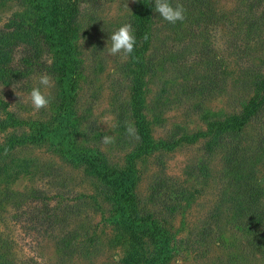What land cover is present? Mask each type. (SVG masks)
Instances as JSON below:
<instances>
[{
  "label": "trees",
  "instance_id": "1",
  "mask_svg": "<svg viewBox=\"0 0 264 264\" xmlns=\"http://www.w3.org/2000/svg\"><path fill=\"white\" fill-rule=\"evenodd\" d=\"M22 1L23 12L11 17L0 28V82L10 85L20 78L46 70L54 78L56 89L50 104L49 120L24 122L10 116L11 125L9 120L0 124L4 129L9 126L14 130L22 128V134H12L7 145L0 148V155L5 153V158L6 150L23 144L48 143L68 163L84 168L85 174L98 183L100 201L109 207L113 222L122 228L129 246L124 264H171L178 249V239L168 226L171 225L170 220L184 213V204L190 203L189 193L164 174L159 176L152 184L149 195L151 204L162 207L159 218L136 193L137 163L140 160L155 151H172L182 141L193 140L187 135L179 139L177 135H171L157 141L152 135L147 115V81L164 75L169 64L178 63V48L170 46L162 52L157 49L161 40L158 24L165 22L174 35L168 38L184 45L188 37L220 24L225 15L215 10L211 0H176L183 4L185 15L190 18L171 24L155 12V0L136 2L128 23L133 26L137 43L122 66V75L129 81L131 94L115 110L120 138L127 145L125 164L120 166L113 165L97 144L76 145L80 136L84 135L75 130L79 118L78 89L85 77L78 45L82 35L83 6L96 11L105 0ZM174 1L171 0L172 4ZM262 4L261 15L252 14L247 28L251 33L254 31L264 37V0ZM145 35L148 36L146 41ZM233 48L241 49L237 43ZM186 49H180L181 64L177 68L170 66L177 70L183 68L194 80V85L179 83L183 91L196 88L194 92L207 98L222 89L226 70L223 59L216 51L206 44L203 53L189 61L184 55ZM18 50H23V54L16 61ZM243 51L246 55V48ZM250 75L249 92L252 94L242 107L224 116L203 114L207 130L194 137L204 139V151L209 157L218 151L223 153L225 179V188L216 209L195 233V238L198 244L209 248L215 229L224 220L230 229L240 235L247 248L255 255L259 254L264 261V180L258 178L257 171L258 161L264 153V128L261 125L264 122V69ZM174 82L177 83L176 79ZM252 124L257 125L260 131L255 137L245 140V130ZM128 125H134L139 139L127 133ZM101 136L95 134L94 141ZM7 171L6 167L0 169V172ZM200 172L209 175L208 165L203 164ZM58 198L41 189L27 194L4 193V200L12 205L14 221L34 223L47 233L59 230L62 234L58 237L59 247L65 255L82 251L87 255L97 253L102 246L97 230L91 232L89 226L77 225L75 221L80 215V205H64L61 200L53 204ZM92 199L99 208L97 198ZM9 249L8 241L0 235V264H11Z\"/></svg>",
  "mask_w": 264,
  "mask_h": 264
},
{
  "label": "rangeland",
  "instance_id": "2",
  "mask_svg": "<svg viewBox=\"0 0 264 264\" xmlns=\"http://www.w3.org/2000/svg\"><path fill=\"white\" fill-rule=\"evenodd\" d=\"M137 1L105 0L96 11L84 5L82 35L78 41L85 77L78 89L79 118L75 130L84 135L80 136L76 145L97 144L113 165L120 166L125 164L127 145L120 138L115 110L131 93L129 81L122 75L126 60H122L119 55L108 56L104 50L110 35L128 23ZM262 1L211 0L215 10L226 18L217 26H211L209 31H200L188 37L184 45L174 38H168L174 35L165 22L158 24L161 40L157 49L162 52L175 46L178 48V63L169 64L164 75L147 81V115L152 135L157 141L171 135H177V139L187 135L193 140L182 141L172 151H155L140 160L137 163L136 193L150 210L156 212L158 218L162 207L151 204L149 195L152 184L159 176L164 174L189 193L190 203L184 204V213L170 220L171 225L168 226L178 239V249L171 264H264L262 257L248 249L240 235L230 229L224 220L215 229L209 248L197 243L195 233L216 209L225 188V179L223 153L218 151L209 157L204 151V139L194 138L207 130L203 114L224 116L234 113L252 94L249 92L252 81L250 74L264 69V37L254 31L251 33L247 25L251 22L252 14L261 15ZM177 3L180 2L175 0L173 6ZM23 10L22 0H0V28ZM185 17L190 18L187 15ZM236 43L241 49L233 48ZM206 44L223 59L226 70L223 88L207 98L194 92L196 88L183 91L179 83L193 84L194 80L183 68L176 69L182 62V55L179 56L181 48H187L184 54L186 60L193 61L203 53ZM245 48L246 55L243 54ZM22 54L23 50L15 53L16 61ZM46 57L50 63L48 55ZM171 65L176 68L171 69ZM43 74L49 75L46 70H42L10 85L0 82V124L9 120L10 116L24 122L49 120L50 105L37 112L30 102H24L32 88L39 86L38 80ZM49 76L52 86L48 89L41 87L52 102L56 83ZM182 76L185 78L182 79ZM105 117L109 118L107 123L111 130L102 123ZM8 123L11 125L13 122L9 120ZM261 125L264 128V122ZM258 131L257 125L248 126L245 140L255 137ZM14 133L22 134V128L14 130L12 126L5 129L0 126V148L7 145ZM95 134L102 135L96 142ZM105 134L113 135L115 142L103 144ZM5 152V158V153L0 155V169L8 168L7 172H0V235L9 243L11 264H124L129 246L125 242L123 230L113 222L109 207L100 201L98 183L85 174L84 168L68 163L48 143H27ZM203 164L208 165L209 175L201 174L200 167ZM49 169L51 171H47ZM257 171L258 178L264 180V153L258 161ZM36 189L45 191L51 197H59L53 204L61 200L64 205H80V215L75 221L77 225L89 226L91 232L97 230L102 242L100 250L91 255L84 251L65 255L59 247L58 237L62 234L58 229L54 233H47L34 223L14 221L12 205L4 200V193L13 191L27 194ZM92 198H97L99 208Z\"/></svg>",
  "mask_w": 264,
  "mask_h": 264
},
{
  "label": "clouds",
  "instance_id": "3",
  "mask_svg": "<svg viewBox=\"0 0 264 264\" xmlns=\"http://www.w3.org/2000/svg\"><path fill=\"white\" fill-rule=\"evenodd\" d=\"M155 12L159 14L161 18L171 24H175L177 22H183L185 17L186 9L183 4L177 3L173 6L171 0H155ZM148 36H144V40L146 41ZM137 40L134 35V29L132 24L126 23L121 25L116 31H114L110 35V40L107 43V47L104 51L107 52L108 56L114 57L119 55L122 60H126L133 52L136 46ZM38 85L33 87L30 93L28 94L26 100L24 102H30L31 106L35 111H40L41 109H45L50 105V98L46 91H42V87L44 89H48L52 86V79L49 75L43 74L39 77ZM42 86V87H41ZM108 117L104 118L102 123L107 124ZM126 131L129 135L134 136L136 139H139L138 134L136 133L134 125H128L126 127ZM115 142V137L113 135L105 134L102 139V143L105 145H109ZM116 259H119L117 257Z\"/></svg>",
  "mask_w": 264,
  "mask_h": 264
}]
</instances>
